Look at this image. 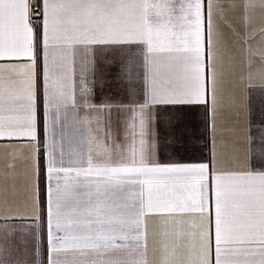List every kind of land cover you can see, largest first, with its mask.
<instances>
[{"label":"snow or ice","instance_id":"1","mask_svg":"<svg viewBox=\"0 0 264 264\" xmlns=\"http://www.w3.org/2000/svg\"><path fill=\"white\" fill-rule=\"evenodd\" d=\"M212 31V5L205 0H0V73L22 78L13 81L22 85L14 94L0 93V140L35 145L34 204L38 220L43 183L48 264H78L60 258L69 250L103 256L144 249L143 256L150 217L181 225L190 218V230L175 233L171 258L169 233H162L161 264H264V174L224 172L211 161L159 159L161 136L168 144L185 136L189 147L198 143L187 128L177 127L169 106L209 103ZM116 44L142 46V98L135 99L133 88L128 104L94 105L91 90L82 87L77 102L66 83L69 57H81L82 71L94 70L95 46ZM165 57L178 73L161 75ZM216 84L213 69L214 108ZM69 101L74 107L126 110L118 116L124 141L115 140L109 111L103 143L96 140L87 151L72 146L63 128L57 131L61 106ZM234 255L250 258L225 259ZM90 264L146 262L116 257Z\"/></svg>","mask_w":264,"mask_h":264},{"label":"crops","instance_id":"2","mask_svg":"<svg viewBox=\"0 0 264 264\" xmlns=\"http://www.w3.org/2000/svg\"><path fill=\"white\" fill-rule=\"evenodd\" d=\"M212 5V55L206 70L208 85L207 105L169 106L177 127L187 128L198 143L188 146L183 142L168 144L160 137L159 159L167 163H200L211 161L224 172L254 175L264 174V0H205ZM139 44L95 46L92 58L95 69L82 71L81 57H69L66 81L68 91L77 102L81 100V88L91 90L94 105L102 102L128 104L133 99L131 90L136 89L135 99L142 98L143 56ZM131 57L132 63H129ZM107 61V62H106ZM166 57L159 65L162 76L175 75L179 68L170 67ZM23 67V65H17ZM118 69H123L119 72ZM216 73V103L212 104V70ZM19 76L0 73V93L6 98L22 86ZM111 112L113 134L116 141H124V129L118 116L126 114L117 108L74 107L69 101L61 106L57 131L62 128L71 138L72 146L89 145L95 149V141L105 140V117ZM100 115L98 126L97 114ZM5 116L11 113L5 112ZM41 134L43 105L39 106ZM65 150L69 147L66 139ZM34 144L0 140V264H48L50 253L47 244L46 195L41 184L39 219L34 204ZM163 217L148 219V241L144 249H124L106 252L101 256L92 249L69 250L60 258L75 260L78 264H90L108 258L122 257L127 260H143L146 264H161L162 233H169V256L172 257L175 233L189 231L190 218L185 223ZM179 220V218H175ZM234 247H249L235 245ZM131 252V255L129 253ZM186 258V257H185ZM243 255L226 256L228 260L243 261Z\"/></svg>","mask_w":264,"mask_h":264}]
</instances>
